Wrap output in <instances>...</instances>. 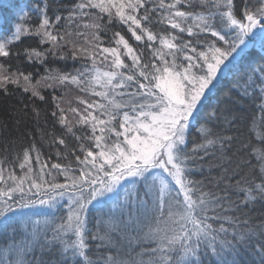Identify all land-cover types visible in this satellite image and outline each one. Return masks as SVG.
<instances>
[{
  "label": "snow or ice",
  "instance_id": "obj_1",
  "mask_svg": "<svg viewBox=\"0 0 264 264\" xmlns=\"http://www.w3.org/2000/svg\"><path fill=\"white\" fill-rule=\"evenodd\" d=\"M0 264H264V0H0Z\"/></svg>",
  "mask_w": 264,
  "mask_h": 264
},
{
  "label": "trees",
  "instance_id": "obj_2",
  "mask_svg": "<svg viewBox=\"0 0 264 264\" xmlns=\"http://www.w3.org/2000/svg\"><path fill=\"white\" fill-rule=\"evenodd\" d=\"M257 130H259V127H257Z\"/></svg>",
  "mask_w": 264,
  "mask_h": 264
}]
</instances>
